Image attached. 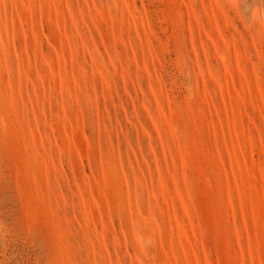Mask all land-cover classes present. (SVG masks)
Listing matches in <instances>:
<instances>
[{
	"label": "rangeland",
	"instance_id": "1",
	"mask_svg": "<svg viewBox=\"0 0 264 264\" xmlns=\"http://www.w3.org/2000/svg\"><path fill=\"white\" fill-rule=\"evenodd\" d=\"M3 3L0 264H261L264 9Z\"/></svg>",
	"mask_w": 264,
	"mask_h": 264
},
{
	"label": "bare ground",
	"instance_id": "2",
	"mask_svg": "<svg viewBox=\"0 0 264 264\" xmlns=\"http://www.w3.org/2000/svg\"><path fill=\"white\" fill-rule=\"evenodd\" d=\"M229 1V3L230 4H232V3H240V4H248L249 6H250V8H246V9H242L243 10V12H244V14L246 15V16H248V15H251V18L252 19H254V21H255V19L256 20H258V18L257 17H260V15L261 14H263V13H261V14H259L260 12H261V7H260V5H261V2H262V0L260 1V0H228ZM263 10V9H262ZM263 12V11H262ZM243 14V15H244ZM264 15V14H263ZM243 18H244V16H242ZM263 17V16H262ZM249 18V17H248ZM247 19V18H246ZM251 19V20H252ZM248 20V19H247ZM260 20H262V22H263V20H264V18L263 19H261V17H260ZM245 21V20H244ZM252 22H253V20H252ZM258 22V21H257ZM260 22V21H259ZM247 23V22H246ZM251 23V22H250ZM263 25H264V22L262 23ZM34 139L35 140H37L38 139V137L37 136H35L34 137Z\"/></svg>",
	"mask_w": 264,
	"mask_h": 264
},
{
	"label": "snow or ice",
	"instance_id": "3",
	"mask_svg": "<svg viewBox=\"0 0 264 264\" xmlns=\"http://www.w3.org/2000/svg\"><path fill=\"white\" fill-rule=\"evenodd\" d=\"M2 6L5 11L7 10V8L9 7V5L7 3H3ZM13 7H17V5H12ZM226 7L229 9V12H236L237 15L240 14L241 9H246V8H250V6L248 4H240V3H232L229 5H226ZM261 9H264V3H262L260 5ZM241 19H243L241 17ZM5 139H7V135H5ZM243 210V209H242ZM261 234L264 235V226L261 227ZM125 264H127V262L125 261ZM244 264H247V261L244 262ZM254 264V262H253ZM261 264H264V260H262Z\"/></svg>",
	"mask_w": 264,
	"mask_h": 264
}]
</instances>
